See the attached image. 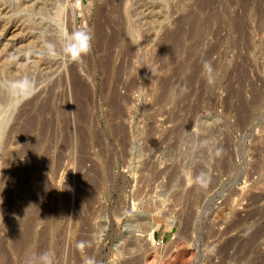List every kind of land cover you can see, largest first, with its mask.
<instances>
[{"label":"rangeland","instance_id":"obj_1","mask_svg":"<svg viewBox=\"0 0 264 264\" xmlns=\"http://www.w3.org/2000/svg\"><path fill=\"white\" fill-rule=\"evenodd\" d=\"M44 251L264 264V0H0V264Z\"/></svg>","mask_w":264,"mask_h":264},{"label":"clouds","instance_id":"obj_2","mask_svg":"<svg viewBox=\"0 0 264 264\" xmlns=\"http://www.w3.org/2000/svg\"><path fill=\"white\" fill-rule=\"evenodd\" d=\"M94 36L91 29H76L71 32L60 29L58 34L59 48L57 43L44 39L42 56L50 59L60 60L64 63H80L92 49ZM203 70L206 75L213 73L214 69L210 61L203 62ZM204 173L197 177L198 182H203ZM90 246V241L81 240L76 247L84 249ZM24 264H57L55 256L50 251L41 252L36 256H29L25 259ZM83 264H97L94 257H85Z\"/></svg>","mask_w":264,"mask_h":264},{"label":"bare ground","instance_id":"obj_3","mask_svg":"<svg viewBox=\"0 0 264 264\" xmlns=\"http://www.w3.org/2000/svg\"><path fill=\"white\" fill-rule=\"evenodd\" d=\"M164 212V211H163ZM152 216V215H151ZM150 217V216H149ZM151 219H152V217H150ZM149 218V219H150ZM149 219L148 218H146V222H147V220L149 221ZM150 219V220H151ZM154 219H152L151 221H149V222H147V224H143L144 223V221H143V226L144 225H146V231L144 230V231H141V232H143V233H145L146 235H151V234H153V230H154V224L156 223V220L155 221H153ZM143 230V229H142ZM148 235V236H149Z\"/></svg>","mask_w":264,"mask_h":264},{"label":"built area","instance_id":"obj_4","mask_svg":"<svg viewBox=\"0 0 264 264\" xmlns=\"http://www.w3.org/2000/svg\"><path fill=\"white\" fill-rule=\"evenodd\" d=\"M69 5H74V4H78L81 7L85 6V3H88L89 0H67ZM155 241V239H154ZM157 246H161L163 244V240H159L155 241Z\"/></svg>","mask_w":264,"mask_h":264},{"label":"crops","instance_id":"obj_5","mask_svg":"<svg viewBox=\"0 0 264 264\" xmlns=\"http://www.w3.org/2000/svg\"><path fill=\"white\" fill-rule=\"evenodd\" d=\"M169 227H166V229L165 230H167Z\"/></svg>","mask_w":264,"mask_h":264}]
</instances>
